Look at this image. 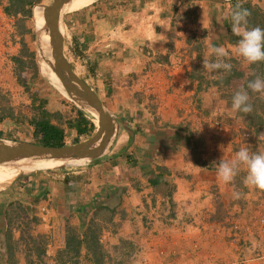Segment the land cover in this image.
Listing matches in <instances>:
<instances>
[{"label":"rangeland","instance_id":"rangeland-1","mask_svg":"<svg viewBox=\"0 0 264 264\" xmlns=\"http://www.w3.org/2000/svg\"><path fill=\"white\" fill-rule=\"evenodd\" d=\"M27 1L18 5L19 0H0V136L40 144L43 132L34 122L48 120L64 129L66 140L71 138V144L78 139L85 141L96 132L79 136L70 128V122L77 117L79 109L90 121L94 117L68 93L50 67L33 17L38 6L45 8L52 0ZM238 2L251 13L248 28H252L254 18L259 27L264 25V0H232L224 5L202 1L194 7L180 0H89L65 14V60L101 97L108 112L118 111L117 116L129 125L142 112L161 111L159 104L149 99V94L158 97L161 94L157 88L148 92L146 80L149 83V79L156 77L157 86L170 88L169 94L175 96L173 102L178 104L184 103L186 91L209 95L211 105L220 114L215 118L223 122L227 131L215 135L208 128L210 136H206L204 124L196 120L188 123L193 125H188L187 132L201 153L211 154L208 169L213 175V184L209 182L213 186L209 189L213 191L212 202L208 205L206 195L201 198L203 205L197 214L182 211L170 199L173 190L169 188L168 200L160 198L153 205L158 212L146 210L149 215L155 213L156 221L161 223L157 226L150 224L153 220L146 223L149 216L144 218L136 208L131 211L132 216H120L119 222L116 218L114 222L103 209L83 222L56 215L52 202L44 196L37 199L38 182L66 173L72 176L77 171L84 173L79 175L81 182H87V167H93L94 161L37 170L19 177L0 171V180L8 179L11 183L16 178L12 185L0 183V248L3 244L7 253L0 254V264H264V191L243 183L247 174L243 166L231 183L222 184L217 175L219 160L234 158L241 145L252 147L251 153L264 152V98L249 89L250 103L255 106L253 111L248 114L231 111L235 92L242 87L247 89L248 82L257 76L264 78V62L250 65L239 56L240 37L231 34L228 38L235 36L234 44L214 45L210 33L213 30L208 27L203 32L199 27L200 18L205 14H213L210 23L215 27L219 15H231ZM200 6L203 10L198 12ZM157 8L163 9L160 16L167 19L165 27L158 32L153 27ZM128 11L133 12L134 21L124 25ZM206 23L202 20V24ZM113 41L121 48L114 49ZM218 46H223L228 53L225 61L232 65L229 74L222 70L208 73L202 68L205 57L215 59L210 50ZM129 53L144 58L141 68L126 74L123 68L122 73L112 76L111 72L122 67ZM149 73L153 77L149 78ZM197 75L204 85L201 90L199 85L197 90L194 87L195 81L200 84L192 77ZM188 101L189 95L187 105ZM206 109L203 107L197 112L207 116ZM188 110L177 112L183 111L187 118L192 115ZM245 130L250 131L249 143L244 140ZM123 134L118 140L130 144L127 142H132L133 133ZM127 157L131 158L128 152ZM224 185H229L234 193L239 192L240 198H234L232 192L222 195ZM140 191L138 196L142 201L146 190Z\"/></svg>","mask_w":264,"mask_h":264},{"label":"crops","instance_id":"crops-1","mask_svg":"<svg viewBox=\"0 0 264 264\" xmlns=\"http://www.w3.org/2000/svg\"><path fill=\"white\" fill-rule=\"evenodd\" d=\"M196 3H202V1L188 5L194 7ZM201 7L197 8L198 12L203 10ZM146 10H149V8ZM162 11L163 9L157 8V13L153 15V21L155 22L153 27L157 32L159 28H164L167 23V19H163L160 16ZM227 15L221 13L219 19L216 20H219V22H217L215 27L210 23L213 14H205L203 18H200L199 27L201 31L204 32L208 27L213 30L210 33L214 45L221 44V42L235 43V36L228 38V35L232 33L229 31L232 29V25H229V23L232 24V22L230 20L226 21ZM134 17L133 12L128 11L127 15L124 16V25L130 22L133 23ZM202 20L207 23L202 24ZM62 32L64 33V28ZM116 40L119 41V39ZM111 46L114 49L121 48V45L116 41L115 43L113 41ZM128 55H125L122 67H117L115 71L111 72L112 76L116 77V75L122 73L120 71H123V68L124 74L128 73V71H138L141 68L144 58L134 53H129ZM154 78L150 80V84L156 89L157 78ZM194 78L200 82V86H204L200 75ZM197 84L198 82L195 81L194 87H197ZM162 86H160L161 91L158 89L161 95L157 100L161 111L158 110L156 114L142 112V115H136L130 120L131 126L127 120L125 121V119L117 116L119 115L118 111V113L116 112L117 114L115 112L112 114L113 118L118 121L115 126L117 131H115L114 143L110 144V151L98 160L99 163L96 162L91 168L87 167L89 169L86 174L87 182H81L79 175L84 173L79 171L72 176L66 173L63 176L43 178L44 180H39L38 182L37 199L41 200L44 196L47 201L52 202L56 215L63 214L67 216V219H81L83 222H85V219H92L96 215L95 213L98 214V211L102 209L104 210L102 212L109 213L108 215L114 218V222L115 218L119 222L120 216H132L131 211L136 208L144 215V218L149 216L146 223L149 224L153 220L154 223L150 222V224L154 226L161 223L156 221L155 213L149 215L146 210L147 208L155 209L158 212V208H154L153 205H155L156 200L159 203L160 198L168 200L169 196L167 193L169 188L173 190V196L170 199L174 200V205L178 206L179 210H188L190 213L195 212L197 214V211L201 210L203 205L201 198L206 195L208 197H206L205 201L210 205L213 197V191H209L212 186L209 182L213 180V175L208 169L211 154L207 153L205 155L201 153L187 131L189 129L188 125H193L188 123H194L197 120L198 124H202L201 120L197 118L200 115L197 112L199 106L207 107L205 111L207 115L211 114L218 117L220 114L211 105L212 102L208 94L202 93L198 97H193L191 100L196 104L194 107L189 102L187 105L185 98L183 104H178L177 101L174 103L175 96L167 95L166 90ZM202 97L203 100L199 103L198 100ZM180 109H184L186 112L189 109L188 113L192 115L184 118L183 111L177 112ZM222 110H225L224 107ZM128 132H132V136L135 137H133V143L127 142L130 144L125 145L124 141L121 143L120 140H117L123 133ZM203 132L207 131L203 129ZM206 136H210L208 132ZM120 139L124 140L125 138L121 137ZM127 152L131 158L127 157ZM19 164L20 166L22 165L21 162ZM0 171L7 172L3 168H0ZM211 183L213 184V181ZM144 189L146 191L142 193L144 196L143 200L140 201L138 194L140 190ZM227 192L229 195H231L230 192L234 193L232 189H229V185H224L221 194H227ZM165 197L166 199H164ZM177 229L180 230L178 227ZM3 248L4 246L1 244L0 254L6 256V250ZM178 252L180 251L178 250Z\"/></svg>","mask_w":264,"mask_h":264},{"label":"water","instance_id":"water-1","mask_svg":"<svg viewBox=\"0 0 264 264\" xmlns=\"http://www.w3.org/2000/svg\"><path fill=\"white\" fill-rule=\"evenodd\" d=\"M72 0H52L45 7V28L41 31V49L47 55L48 63L63 82L68 93L81 105L96 112L100 119L99 130L91 139L72 146L53 147L43 146L25 141H13L0 138V165L20 161H76L88 159L96 160L108 153L113 136H115L116 122L103 107L99 97L73 72L71 65L63 55L64 36L61 32L63 17L68 12ZM192 3L208 1L216 4L229 0H180ZM46 35L48 41H45ZM43 37V38H42ZM115 123V124H114Z\"/></svg>","mask_w":264,"mask_h":264},{"label":"clouds","instance_id":"clouds-1","mask_svg":"<svg viewBox=\"0 0 264 264\" xmlns=\"http://www.w3.org/2000/svg\"><path fill=\"white\" fill-rule=\"evenodd\" d=\"M230 1H232V0H229L228 2H230ZM228 2H226V3H228ZM213 4H216V3H213ZM222 4H225V3H222ZM250 15H251V13L246 8H243L239 2L236 3V5H235V7L231 13V20H232V29L231 30H232V33L234 35L240 37L238 44H237V52H238L239 56H241L244 59V61H246L248 64L251 65V64H256L258 62H264V29L260 28L259 26L248 28V26H247L248 25V17ZM148 54L150 56V53H148ZM210 54L212 56H214V58H215L214 60H209L207 57H205L202 60V68L206 72L213 73V72H218L219 70H224L225 72L229 73L231 71L232 65L225 61V58L227 57L228 53L226 52V50L223 46L213 47L210 50ZM159 65L160 64H157L158 67H159ZM153 66H155V64ZM150 75H152V73H149V75H148L149 78L152 77ZM76 76H77V74H76ZM150 80L151 79H149V83H150ZM194 80H195V78H194ZM82 81L88 86L87 82H85L84 80H82ZM198 85L199 84H197V87H195L196 90L198 89ZM90 89L93 91L92 88H90ZM199 89L200 90L202 89V85L201 86L199 85ZM249 89L251 90L252 93H259L261 98H264V78L257 76L254 80H250L248 82L247 89L242 87L235 92V94L232 97V103H231V111L234 114L235 113L248 114V113H251L253 111V106L250 103V95H249V91H248ZM146 90L148 91V89H146ZM166 90H167L166 93L168 95H170L169 94L170 89H166ZM186 94H188V93L186 92ZM149 95L152 96V94H149ZM198 95H199V93H198V91H196V92H194L193 96H189L188 102L191 103L192 105H194V107L196 104L191 99L193 97H198ZM200 95H201V92H200ZM97 96L99 97V99H100L103 107L105 108V110L108 112V110L104 106L103 101L101 100V97L99 95H97ZM156 96L158 97V95H156ZM186 97H187V95H185L184 98L186 99ZM158 99H155L157 104H159L157 102ZM199 103H201V98L199 100ZM81 106H83V105H81ZM83 107L86 108L85 106H83ZM158 107H159V105H158ZM87 109L88 108H86V110ZM194 109L196 110V108H194ZM202 109H203V106H199L198 110L201 111ZM78 111H83V110L79 109ZM199 113H200V115L198 117L202 118L201 123L204 124L205 130L206 129L208 130V128H209V130H211L212 133H214L215 135H220V134H217L216 131L213 129L214 128V126H213L214 122L218 121V122L222 123V125L224 127V131H221L222 135L226 132L225 125L223 124V122L221 120H219L218 118H215V116L212 117L211 114H208V115L206 114L207 116H209V117H207L205 115L202 116L201 112H199ZM109 114L112 117H114L111 113H109ZM84 116H85V114H84ZM92 122L95 125V130L93 132H96V134H97L99 127L95 124V122L93 120H92ZM210 128H212V129H210ZM245 133H250V131L245 130L244 134ZM253 133H254V131H253ZM0 135H2V134H0ZM262 135H264V134H262ZM79 136H85V135H79ZM93 136H91L89 139H91ZM0 138L7 139V138H3V136H0ZM89 139H87V140H89ZM247 139H249V138H244V140H246V142L249 143V141ZM87 140H85V141H87ZM85 141H79V139H78V141H75L73 144L67 145L66 144V137H65L64 146H72V145L78 144L80 142H85ZM112 141H114V140H112ZM39 145H42V144H39ZM43 146H45V145H43ZM250 148H252V147H249L248 145L247 146L241 145L240 147H238L239 150L236 152L234 158H232L230 160H225L223 158L220 159L219 162L217 163V175H218V178L220 180H222L224 183H226V184L231 183L234 181L239 170L243 166V168H245L246 172H247L243 183L248 187H254L258 190L264 191V152L251 153L249 151ZM108 151H110V149ZM100 158L93 160L95 162V164H96V162H98V160H100ZM86 163H90V162H86ZM87 165H89V164H87ZM208 168H209V166H208ZM234 198H237V199L240 198V193L239 192L234 193Z\"/></svg>","mask_w":264,"mask_h":264},{"label":"bare ground","instance_id":"bare-ground-1","mask_svg":"<svg viewBox=\"0 0 264 264\" xmlns=\"http://www.w3.org/2000/svg\"><path fill=\"white\" fill-rule=\"evenodd\" d=\"M87 1H89V0H72L70 2L69 7H68L69 8L68 11L73 9V8H75V7H77V6H79L80 4H82L84 2H87ZM44 10L45 9H44L43 6H38L34 10V15H33L34 21L36 23V26H37V28H38V30L40 32L43 31V29L45 28V25H46V22H45V11ZM62 30H63V26L61 27V32H62ZM62 34H64V33L62 32ZM48 39L49 38L46 35L45 41L47 42ZM87 111H89L90 114L94 117L93 121L99 127L100 119H99L98 114L96 112H93L92 110H89V109H87ZM69 141H68V143H70ZM68 145H70V144H68ZM30 161H33V160H30ZM30 161H20L22 163L21 166H20L19 162L10 163V164H3V165H0V168L6 169L8 173H12V174L18 175V177H19L23 173L34 172V171L42 170V169L59 168V167H63V166H79V165H83L85 162L88 161V159H82V160H76V161H70V162L47 160V161H36V162L31 163ZM15 179L16 178H14V180ZM11 181L13 182V180H11ZM8 182H9L8 179L0 180V183L3 184V186H6V185L12 183V182L11 183H8Z\"/></svg>","mask_w":264,"mask_h":264},{"label":"trees","instance_id":"trees-1","mask_svg":"<svg viewBox=\"0 0 264 264\" xmlns=\"http://www.w3.org/2000/svg\"><path fill=\"white\" fill-rule=\"evenodd\" d=\"M26 2H28V1L27 0H19L18 5L19 4L24 5ZM18 9H19V7L17 6V10ZM15 14H17V12H15ZM229 20L232 22L230 14H229L228 18L226 19V21H229ZM229 25H232V24L229 23ZM252 25H253L252 27H257L260 25V23H258V21L256 23V20L254 18ZM247 26L249 27L250 24H248ZM260 28L264 29V25L260 26ZM229 31L232 32V30H229ZM231 32H229V33H231ZM258 63H263V62H258ZM222 71H224V70H222ZM226 73H228V72H226ZM192 77H195V76H192ZM253 107L255 108V106H253ZM34 125L36 126L37 129L39 128L43 132V141L40 144L45 145V146H53V147H63L64 146V140H65L64 129L52 124L48 120H41L38 122L35 121ZM70 128L75 129L79 135H89L95 130V125L92 121H90L89 119H87L84 116L83 111H78L77 117L72 122H70ZM254 131H256V130H254ZM68 141L70 143H68ZM66 143H67V145L71 144V138H67ZM97 163H99V162H97ZM67 242L70 244L71 240H69Z\"/></svg>","mask_w":264,"mask_h":264},{"label":"built area","instance_id":"built-area-1","mask_svg":"<svg viewBox=\"0 0 264 264\" xmlns=\"http://www.w3.org/2000/svg\"><path fill=\"white\" fill-rule=\"evenodd\" d=\"M149 55V54H148ZM151 83V82H150ZM150 83H148V91L150 92L152 89L153 90H156L154 87H153V85H151ZM157 83V82H156ZM157 86V85H156ZM157 88V90L160 88V87H156ZM165 89H170V88H165ZM174 89V88H173ZM188 94H189V96H191V93H193L194 94V92L193 91H186ZM152 96H154L155 97V99H158L159 97H157L155 94L154 95H152ZM213 126H214V130L216 131V133L217 134H220V135H222V133H221V131H224V127H223V125H222V123H220V122H214V124H213ZM244 137L245 138H249L250 137V133H245L244 134ZM263 222H264V219L262 220Z\"/></svg>","mask_w":264,"mask_h":264},{"label":"flooded vegetation","instance_id":"flooded-vegetation-1","mask_svg":"<svg viewBox=\"0 0 264 264\" xmlns=\"http://www.w3.org/2000/svg\"><path fill=\"white\" fill-rule=\"evenodd\" d=\"M145 88L148 89V81H147V80H146V82H145ZM149 99H150V100H153L151 103H155V104H157L154 96H151V95H150ZM155 104H154V105H155ZM155 114H156V113H155ZM89 138H90V137H89Z\"/></svg>","mask_w":264,"mask_h":264}]
</instances>
